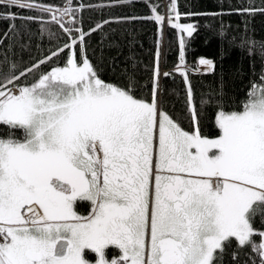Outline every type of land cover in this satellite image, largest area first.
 I'll use <instances>...</instances> for the list:
<instances>
[{
  "label": "snow or ice",
  "instance_id": "1",
  "mask_svg": "<svg viewBox=\"0 0 264 264\" xmlns=\"http://www.w3.org/2000/svg\"><path fill=\"white\" fill-rule=\"evenodd\" d=\"M25 74H0V264H217L233 239L264 264V74L239 111L218 112L215 138L183 130L155 86L138 99L75 53L30 85ZM189 103L195 119L190 91Z\"/></svg>",
  "mask_w": 264,
  "mask_h": 264
},
{
  "label": "trees",
  "instance_id": "2",
  "mask_svg": "<svg viewBox=\"0 0 264 264\" xmlns=\"http://www.w3.org/2000/svg\"><path fill=\"white\" fill-rule=\"evenodd\" d=\"M28 3L39 7L20 9L0 4V74L7 73L14 64L17 74L26 73L17 83L30 85L42 74L64 67L75 53L78 60L86 58L104 82L131 87L138 99L151 102L155 86L159 109L183 130L193 133L197 129L201 135L215 138L219 134L218 112L239 111L251 85L259 84L264 74L261 51L264 12L250 15L241 11L264 9V0H171V3L170 0H28ZM41 7L50 8L57 19L40 11ZM65 8L74 12L67 20ZM154 15L163 16V23H156ZM184 27H191V36L182 32ZM201 59L212 60L215 66L211 62V69L201 68V72ZM4 131L0 128V135ZM254 228L264 231V218L257 215ZM254 239L260 241L259 236ZM233 253H238L236 259ZM255 259L256 254L250 250L237 249L233 239L217 264H251Z\"/></svg>",
  "mask_w": 264,
  "mask_h": 264
},
{
  "label": "flooded vegetation",
  "instance_id": "3",
  "mask_svg": "<svg viewBox=\"0 0 264 264\" xmlns=\"http://www.w3.org/2000/svg\"><path fill=\"white\" fill-rule=\"evenodd\" d=\"M77 211L80 215L86 216L90 211V205L87 202H79L77 206Z\"/></svg>",
  "mask_w": 264,
  "mask_h": 264
},
{
  "label": "bare ground",
  "instance_id": "4",
  "mask_svg": "<svg viewBox=\"0 0 264 264\" xmlns=\"http://www.w3.org/2000/svg\"><path fill=\"white\" fill-rule=\"evenodd\" d=\"M65 20H67V19H65ZM212 63H213V61L212 60H210ZM203 70H205V69H208V67H206L205 65H202V67H201ZM201 72H203L202 70H201Z\"/></svg>",
  "mask_w": 264,
  "mask_h": 264
},
{
  "label": "rangeland",
  "instance_id": "5",
  "mask_svg": "<svg viewBox=\"0 0 264 264\" xmlns=\"http://www.w3.org/2000/svg\"><path fill=\"white\" fill-rule=\"evenodd\" d=\"M201 65H202V64H201ZM201 65H200V66H201ZM200 69H201V68H200ZM201 70H202V69H201Z\"/></svg>",
  "mask_w": 264,
  "mask_h": 264
}]
</instances>
